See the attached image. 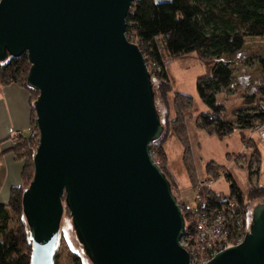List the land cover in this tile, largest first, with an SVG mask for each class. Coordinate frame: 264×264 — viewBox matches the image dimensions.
I'll use <instances>...</instances> for the list:
<instances>
[{"label":"water","instance_id":"obj_1","mask_svg":"<svg viewBox=\"0 0 264 264\" xmlns=\"http://www.w3.org/2000/svg\"><path fill=\"white\" fill-rule=\"evenodd\" d=\"M135 0H0V62L27 54L39 131L22 210L30 264H54L69 211L92 264H190L185 222L150 145L164 127L126 35ZM242 242L206 264H264V201Z\"/></svg>","mask_w":264,"mask_h":264},{"label":"trees","instance_id":"obj_2","mask_svg":"<svg viewBox=\"0 0 264 264\" xmlns=\"http://www.w3.org/2000/svg\"><path fill=\"white\" fill-rule=\"evenodd\" d=\"M125 27L126 37L138 44L148 68L152 70L151 78L159 82L158 90L162 103L167 104V94L170 90L165 62L168 59L195 52L206 68V72L197 78L196 91L200 101L208 108L207 111L198 114L197 126L208 134L223 139L237 129H253L264 123V104L253 94L245 96L244 102L231 116L225 112L226 107L218 97L233 81V71L225 61L226 58L234 57V54L241 51L249 39L264 38V0H164L159 2L135 0L127 14ZM259 63L264 69V59L260 58ZM30 66L26 53L0 62V85L15 83L21 87H27L26 74ZM27 88L31 93L34 91L38 95V91ZM34 101L32 98L29 101L31 109L29 128L37 127L34 120ZM173 103L177 116L172 118V129L185 147L183 158L188 168L190 148L187 144L184 121L186 117L192 116V97L183 92H176ZM161 124L164 127L163 132L158 140L151 143L150 148L151 152L156 151L158 157L164 161L163 141L167 130L162 122ZM36 144L37 142L26 150V155L14 152L23 165L20 173L21 183L12 187L6 203L0 202V264H30L31 261L32 243H30L29 227L22 210L21 196L33 177V156ZM257 152L255 149L253 154ZM158 165L170 181L168 172L163 169L161 163ZM214 165L213 161L205 164L208 173L217 172L219 166L214 168ZM259 170L260 167L257 168V172ZM190 178L193 180L191 174ZM225 179L228 182L227 194L211 189L206 198L197 201L194 207H189L185 202L180 203L184 222L190 210L209 213L218 208H225L227 203H223L221 199L231 198L235 200L238 213L236 219H240V224L236 222L228 224L230 234L233 236L244 230L246 224L244 218L251 214L246 199L262 196L264 183L251 187L249 194L245 197L230 172L225 173ZM170 184H172L171 181ZM171 190L173 192L172 186ZM58 247L55 251L54 264H57ZM69 255L71 263L84 264L78 253L69 251Z\"/></svg>","mask_w":264,"mask_h":264},{"label":"rangeland","instance_id":"obj_3","mask_svg":"<svg viewBox=\"0 0 264 264\" xmlns=\"http://www.w3.org/2000/svg\"><path fill=\"white\" fill-rule=\"evenodd\" d=\"M155 1L159 2L164 0ZM176 58V60L168 65V70L170 71V73H168L167 75L168 80L170 81V90L167 94V104L161 102V94L158 90L159 82L155 81L153 78H151V81H153V91L155 92L154 99L157 107V112L160 115L161 122L163 123V125H165V128L167 130L163 145L167 141H169L170 138L175 136L178 143L182 147V161L183 166L186 169L187 178L190 182V185L188 187L189 189L183 190L185 186L181 187V185H179V183H177V181L173 179V176L167 168L169 160L167 159L166 154L164 157V161L158 157L156 151L151 152L152 158L157 163H161L163 169L168 172V178L172 183L171 186L173 192H175L179 204L183 202L182 198L185 197V203L189 207H194L197 201L206 198V196L208 195V191L211 189L216 192L227 194L229 192L228 182L225 179V173L227 172L231 173L239 189H241L243 195L247 197L251 190V187L260 186L264 183V143H262L260 135L255 130L249 128L244 132H241L240 136H237V133H234L233 131L232 133L234 134L230 137L231 139L228 141V144L230 145V148L234 153H227L226 156L222 154L223 150L221 149L222 146L224 147V145L221 144V142H219L218 144V142H216L217 138L213 139L214 142L209 141L207 146L212 155L214 157H220L222 161L227 158L234 164V166L229 168L227 167L229 164L225 166L224 164L221 165L216 162L213 167L216 168L217 165L219 167H217V172L214 174L213 172L208 173L207 168H205L204 165L203 173L199 175L197 170L195 169L194 158L192 157V147H190V136L188 135L187 121H194V124L197 126L196 118L198 114L208 110L206 105L200 101L198 93L196 91L197 78L206 72V68L195 52H190L189 54L181 55ZM260 58L264 59V38L258 37L249 39L245 43L244 48L234 54V57L226 58L225 61L229 64V67H231L233 71V81L228 88L224 89V91L219 94L218 97L219 100L224 103L226 107L225 112L229 116H231L232 113L234 114L236 108H238L244 102L243 99L245 96H250L253 94L255 98H259L260 101L264 104V69L259 63ZM178 64L183 68H181ZM149 70L152 72L151 69ZM1 86L5 85H0V88ZM25 89L28 92L29 98H32V101L35 100V97L37 95L36 92L33 91L31 93L27 87H25ZM180 91H184L185 94L192 97L193 102L191 108L192 116L186 117L184 121L186 125L185 135L187 136V144L190 148L191 158L190 159L186 157V159L188 158L189 163L188 168H186L183 158V156L185 155V147H183V144H181L179 138L175 135L174 130L172 129V118H176L177 116L173 100L176 92ZM197 128L200 129L198 126ZM28 130L29 128H26L23 131L24 133L29 134L30 131ZM202 131L206 132L204 129ZM206 134L208 133L206 132ZM13 146V154H15L14 152L17 151L21 155H26V150L29 148L27 142L25 144L24 142H18L15 145L13 144ZM242 147H244L243 152H238V150ZM255 149L258 152L253 154ZM208 150L207 152L209 153ZM236 152H238V154ZM259 158L260 163H258ZM249 163H251L250 169ZM258 167H260L259 172H257ZM190 174L193 177V180H191ZM184 191L185 194H183ZM246 201L249 203V212H251L249 216H251L252 208L264 201V194L260 197L251 198L249 200L246 199ZM192 211L193 209L188 212L189 215L186 218V222H188L195 216L194 214L196 213H191ZM193 212H195V210ZM248 222H250V217ZM59 230V247L56 256L57 264H73L71 263L69 251L78 253L82 263L92 264L87 254H85L82 244H80L75 236L72 219L67 210L64 211L61 217ZM215 235L218 240H221L223 237L222 235H218V233H216ZM223 243H230V241L223 240Z\"/></svg>","mask_w":264,"mask_h":264},{"label":"crops","instance_id":"obj_4","mask_svg":"<svg viewBox=\"0 0 264 264\" xmlns=\"http://www.w3.org/2000/svg\"><path fill=\"white\" fill-rule=\"evenodd\" d=\"M186 55V54H185ZM181 56V55H180ZM177 58L168 59L165 62V70L167 74L170 73L168 70V65L171 64ZM179 65V64H178ZM183 68L181 65H179ZM182 92V91H180ZM184 93V91H183ZM28 92L25 87H21L18 84L12 83L9 85L1 86L0 88V202L6 203L8 200L10 190L12 187H16L21 183V169L22 161L16 158V155L13 154L11 148L14 147L9 141V136L11 135L14 129L25 130L30 126V117L31 109L29 103ZM188 135L190 136V147H192V157L194 158L195 169L198 174L201 175L204 170V165L206 162L213 161L218 164L228 166L231 168L234 164L225 158L223 161L220 157H214L212 153L208 150V142L213 141L217 138L216 142H221L222 154L224 156L227 153H234L231 150L230 145L228 144L230 137L237 133V136H240L241 132L245 130H235L226 138L220 140L217 136H211L198 129L194 124V121H187ZM24 132V131H23ZM165 154L168 161L167 168L170 171L173 179L184 187L189 189L190 182L186 175V169L183 166L182 161V147L178 143L175 136L170 138L163 145ZM209 151V153L207 152ZM244 147L240 148L238 152H243ZM238 152H236L238 154ZM185 194V191L183 192ZM190 196V194H189ZM183 203L185 202V197L182 198Z\"/></svg>","mask_w":264,"mask_h":264},{"label":"built area","instance_id":"obj_5","mask_svg":"<svg viewBox=\"0 0 264 264\" xmlns=\"http://www.w3.org/2000/svg\"><path fill=\"white\" fill-rule=\"evenodd\" d=\"M253 130L260 135L262 143H264V123L259 124ZM28 131H30L29 134H26L20 129H14L9 137L10 143L15 145L18 142H24V144L27 142L29 147H32L35 142L38 144L39 131L37 127L29 128ZM221 201L227 203L225 208H218L209 213L192 211L191 213H196L195 216L188 222L185 221V231L180 243L189 253L190 264H206L221 250L240 244L249 229V216H245L244 230L231 236L228 224H233V222L240 224V219H236L238 213L235 200L226 198ZM216 233L223 236L221 240H218ZM223 240L230 241V243L224 244Z\"/></svg>","mask_w":264,"mask_h":264}]
</instances>
